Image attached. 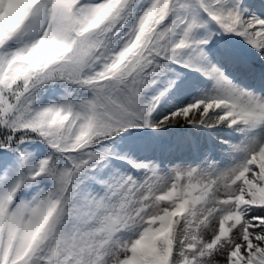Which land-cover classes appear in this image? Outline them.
Returning a JSON list of instances; mask_svg holds the SVG:
<instances>
[{
    "label": "snow or ice",
    "instance_id": "obj_1",
    "mask_svg": "<svg viewBox=\"0 0 264 264\" xmlns=\"http://www.w3.org/2000/svg\"><path fill=\"white\" fill-rule=\"evenodd\" d=\"M185 72L200 95L173 103ZM177 126L209 133L168 149L191 158L118 147ZM0 264H264V14L249 0H0Z\"/></svg>",
    "mask_w": 264,
    "mask_h": 264
},
{
    "label": "rangeland",
    "instance_id": "obj_2",
    "mask_svg": "<svg viewBox=\"0 0 264 264\" xmlns=\"http://www.w3.org/2000/svg\"><path fill=\"white\" fill-rule=\"evenodd\" d=\"M249 3L252 4L255 8L257 15L264 14V8L259 7L261 3H264V0H249ZM229 43L241 55L246 57L247 60L254 66H260V62L256 58L255 54L246 45H244V43L239 38H232ZM229 71L234 77H236V79L244 82L248 86H261V80L258 78H254L242 66H230ZM181 84L182 89L180 94L177 96L175 93H173V103L179 101L187 102L190 101L193 96L200 95L199 88L203 86L204 81L199 74L185 72L181 79ZM183 133H185L183 137H194L197 140H203L209 135L208 132H196L191 128L181 129L178 126L172 127L166 131H162L159 134H152L145 130L142 135H133L131 137L125 136L118 147L122 151H128L129 154L136 159L158 158L166 162L168 160L175 161L181 158H191V153L189 152H177L168 150L180 138V136L177 137V135ZM219 134L223 135V133ZM147 145L152 146L151 151L144 150V146Z\"/></svg>",
    "mask_w": 264,
    "mask_h": 264
}]
</instances>
